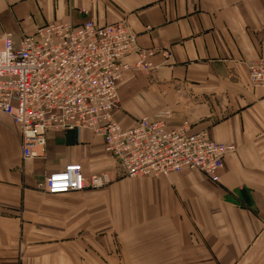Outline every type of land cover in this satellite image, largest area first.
<instances>
[{"label": "crops", "instance_id": "0c3cea01", "mask_svg": "<svg viewBox=\"0 0 264 264\" xmlns=\"http://www.w3.org/2000/svg\"><path fill=\"white\" fill-rule=\"evenodd\" d=\"M88 19L126 21L142 48L172 54L154 56L150 74L124 75L114 112L123 128L166 110L169 129L188 121L237 150L218 183L191 170L130 179L88 130L51 132L45 158L24 162L19 132L0 112V264H264V87L248 76L264 59V0H0V47L5 33L19 40ZM68 164L113 182L41 190Z\"/></svg>", "mask_w": 264, "mask_h": 264}, {"label": "built area", "instance_id": "2783aa9c", "mask_svg": "<svg viewBox=\"0 0 264 264\" xmlns=\"http://www.w3.org/2000/svg\"><path fill=\"white\" fill-rule=\"evenodd\" d=\"M0 47V112L19 132L24 162L43 157L51 132L88 130L102 138L107 154L130 179L162 178L186 170L199 171L218 183L225 157L234 144L213 141L207 130L194 132L188 121L169 129L170 111L141 118L125 129L114 118L118 86L129 71L152 73L151 59L168 49H145L126 21L75 26L58 22L16 40L5 33ZM134 56L131 64L126 59ZM251 87H264V59L248 65ZM113 182L104 172L86 177L80 164H68L45 177L46 194L102 190Z\"/></svg>", "mask_w": 264, "mask_h": 264}, {"label": "rangeland", "instance_id": "374dc122", "mask_svg": "<svg viewBox=\"0 0 264 264\" xmlns=\"http://www.w3.org/2000/svg\"><path fill=\"white\" fill-rule=\"evenodd\" d=\"M128 189V188H127Z\"/></svg>", "mask_w": 264, "mask_h": 264}]
</instances>
